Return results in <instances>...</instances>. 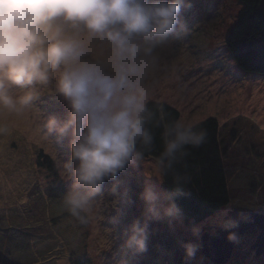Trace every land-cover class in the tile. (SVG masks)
<instances>
[{
    "label": "rangeland",
    "instance_id": "obj_1",
    "mask_svg": "<svg viewBox=\"0 0 264 264\" xmlns=\"http://www.w3.org/2000/svg\"><path fill=\"white\" fill-rule=\"evenodd\" d=\"M187 4L190 6L182 8L180 14L184 26L178 28L180 37L159 50L158 63L146 78L149 100L175 107L179 121L186 125L208 117L223 123L246 115L264 126V77L239 71L224 45L240 3L187 0ZM67 31L72 34L71 29ZM93 44L94 56H107L101 42ZM91 58L89 54L83 59ZM34 87L38 98L22 115L0 114V125L8 129L0 134V262L80 264L77 259L84 258V264H186L183 245L192 243L199 256L195 263H187L212 264L201 253L203 233L224 232L228 218L241 208L264 214V164L235 159L240 167L226 166L227 206L192 228H186L179 218L147 220V250L134 252L126 247V241L133 222L146 220L141 193L147 185L161 192L156 161L144 159L140 165L129 164L114 179H105L102 193L96 197L98 215L88 225L79 224L67 211L57 216L62 199L56 204L49 191L58 189L62 198L71 189L72 180L56 166L57 159L71 160V136L53 132L48 137L42 126L51 117L66 120L70 106L56 91L55 79ZM236 150L235 145L232 151ZM40 153L44 155L41 159ZM113 187L117 194H113ZM156 226L173 234L159 241ZM257 236L256 227L247 229L222 264H264V253L252 249Z\"/></svg>",
    "mask_w": 264,
    "mask_h": 264
},
{
    "label": "clouds",
    "instance_id": "obj_2",
    "mask_svg": "<svg viewBox=\"0 0 264 264\" xmlns=\"http://www.w3.org/2000/svg\"><path fill=\"white\" fill-rule=\"evenodd\" d=\"M185 6L187 0H0V114L22 115L38 98L34 86L55 79L70 113L64 121L47 119L42 130L48 137L53 132L71 136V160L57 159L56 166L72 180L62 207L81 225L98 215L96 197L105 179H114L129 164H142L153 149L145 81L159 50L180 37ZM94 41L106 48L103 59L93 55ZM89 54L91 60L83 59ZM7 131L0 125V134ZM207 137L206 129L179 120L165 124L156 159L160 177L188 155L189 146L200 147ZM185 180L175 174L172 193L144 188L146 220L131 225L128 249L147 250V220L182 215L173 197ZM184 247L189 258L195 255L196 245Z\"/></svg>",
    "mask_w": 264,
    "mask_h": 264
},
{
    "label": "trees",
    "instance_id": "obj_3",
    "mask_svg": "<svg viewBox=\"0 0 264 264\" xmlns=\"http://www.w3.org/2000/svg\"><path fill=\"white\" fill-rule=\"evenodd\" d=\"M236 1L241 7L224 40L225 48L239 71L264 77V21L257 10L260 0ZM148 107L153 113L148 126L155 139L152 151L147 152L144 159L156 161L163 147L161 136L164 125L179 120L180 114L172 105L156 100H149ZM193 126L207 130V142L200 147L189 146L188 155L180 163L175 164L172 171L161 177V192L168 193L174 191L175 174L186 178L180 185L181 190L174 193L173 197L181 209L182 215L179 219L186 228L194 227L228 205L230 193L226 178L227 165L240 167L238 162L243 160L256 161L259 166L264 164V126L259 125L252 117L239 115L223 123H219L214 117H208ZM235 145L238 146V150L232 151ZM43 157L44 155L40 153L39 158ZM235 159L237 163L233 162ZM59 192L53 188L49 191L53 202L58 205L62 199ZM60 210L57 216L66 213L63 207ZM160 229L157 232L159 241H162L165 235L173 234L172 231H167L168 229H162L164 231ZM176 240L183 245L179 239ZM182 250L184 262L188 264L190 260L189 262L195 263L199 254L196 253L189 258L185 253V247ZM76 263L84 264L86 260L77 259ZM199 264L208 263L201 261Z\"/></svg>",
    "mask_w": 264,
    "mask_h": 264
},
{
    "label": "water",
    "instance_id": "obj_4",
    "mask_svg": "<svg viewBox=\"0 0 264 264\" xmlns=\"http://www.w3.org/2000/svg\"><path fill=\"white\" fill-rule=\"evenodd\" d=\"M257 10L264 21V0L259 1ZM228 223V228L224 232L218 230L203 233L200 237L201 253L209 262L224 263L231 256L236 242L251 227L258 229V236L252 249H255L257 253H264V214L241 208L231 214ZM229 234H234L235 239L229 240Z\"/></svg>",
    "mask_w": 264,
    "mask_h": 264
}]
</instances>
